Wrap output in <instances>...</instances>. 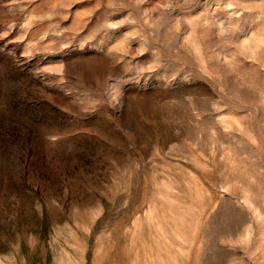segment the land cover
<instances>
[{
  "label": "rangeland",
  "instance_id": "obj_1",
  "mask_svg": "<svg viewBox=\"0 0 264 264\" xmlns=\"http://www.w3.org/2000/svg\"><path fill=\"white\" fill-rule=\"evenodd\" d=\"M0 264H264V0H0Z\"/></svg>",
  "mask_w": 264,
  "mask_h": 264
}]
</instances>
